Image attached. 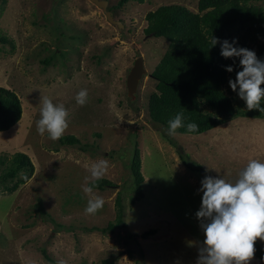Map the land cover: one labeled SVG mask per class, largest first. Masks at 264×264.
<instances>
[{"label":"rangeland","instance_id":"1","mask_svg":"<svg viewBox=\"0 0 264 264\" xmlns=\"http://www.w3.org/2000/svg\"><path fill=\"white\" fill-rule=\"evenodd\" d=\"M105 1L124 27L108 21L92 0L0 3V32L14 46L0 42V87L14 91L23 107L21 121L0 132V154H27L35 168L18 191L0 192V264H104L113 256L118 257L114 264H196L205 239L195 215L204 178L190 171L181 155H189L209 176L227 181H235L250 160L264 162V119L238 118L201 135L170 136L174 144L150 119L148 101L157 86L152 73L168 42L145 32L146 16L168 5L197 12V0H147L115 10L110 8L119 0ZM139 57L147 74L131 99L127 77ZM82 89L88 92L83 106L76 102ZM238 91L232 96L239 98ZM44 98L66 108L63 136L77 137L80 145L63 146L47 132L38 133ZM135 142L145 197L131 207ZM101 159L109 164L103 178L116 187L85 193L83 187L93 181L85 177L90 178L93 163ZM120 191L127 230L90 232L115 220ZM95 196L103 197L104 206L86 215L88 200ZM151 229L155 235L141 238ZM128 234L137 235L138 242ZM257 241L264 249V241ZM249 264L263 262L254 253Z\"/></svg>","mask_w":264,"mask_h":264},{"label":"trees","instance_id":"2","mask_svg":"<svg viewBox=\"0 0 264 264\" xmlns=\"http://www.w3.org/2000/svg\"><path fill=\"white\" fill-rule=\"evenodd\" d=\"M147 0H119L117 6L123 8L131 2L145 3ZM8 0H0L5 5ZM198 11L194 12L181 5L161 6L156 11L147 14L148 27L145 32L154 38H163L168 42V48L161 61L155 67L152 77L157 81L156 92L148 101L151 121L162 128L163 137L171 144L168 135V121L177 113H183L185 127L177 129L181 135H201L214 130L234 119H264V111L248 110L244 101L232 96L229 80L236 78L240 66V58H224L221 55V44H211V38L220 42L236 41L234 46L246 48L256 53L257 58L264 61V0H197ZM124 24V22L122 21ZM63 35V34H62ZM0 42L4 45L13 42L0 32ZM51 57L49 60H52ZM46 60L45 64H50ZM232 67L233 71H226ZM229 86V88H228ZM264 88V85H261ZM239 90V89H237ZM264 108V98L260 102ZM23 116L22 102L18 95L5 87H0V132H5L19 123ZM188 123H196L198 131L188 132ZM100 136V135H97ZM61 145H80L77 137L67 135L60 138ZM85 150L86 147H82ZM183 164L192 172L209 176L205 169L189 155H181ZM130 170L133 178L130 205L144 199L141 151L135 142ZM35 168L27 154L16 153L12 157L0 154V192L15 193L33 177ZM93 190L104 191L116 187L115 183L101 178L89 183ZM38 209L45 214L42 202ZM126 207L120 191L116 198L115 220L106 227H93L90 232L102 234L116 233L117 229L127 230ZM156 234L151 229L144 232L141 238L148 239ZM129 239L137 241L138 236L128 234ZM138 242V241H137ZM255 256L264 264V249L255 242ZM122 253H119V255ZM130 257L134 253L128 250ZM118 257L105 260L104 264H114ZM49 261H53L49 256Z\"/></svg>","mask_w":264,"mask_h":264},{"label":"clouds","instance_id":"3","mask_svg":"<svg viewBox=\"0 0 264 264\" xmlns=\"http://www.w3.org/2000/svg\"><path fill=\"white\" fill-rule=\"evenodd\" d=\"M221 44L224 58H240L239 71L235 80H229L233 92L245 102L248 110L258 109L264 98V61L257 58L254 51L234 46L236 41L220 42L211 38L212 46ZM226 71L232 72V67ZM88 92L82 89L77 93L76 102L83 106ZM68 111L61 105H54L50 99L42 100L40 119L36 128L40 135L48 133L52 140H59L68 128ZM185 127L183 113H177L168 121V135H177V129ZM196 123H188V132L198 131ZM109 167L106 159L93 163L91 176L85 180L93 181L104 177ZM91 194L93 187H83ZM202 202L196 212L200 228L204 233L203 245L199 248L196 264H249L255 253V242L264 241V162L250 160L235 181L223 177L205 176L201 181ZM104 199L95 196L88 200L84 209L86 215H94L104 206Z\"/></svg>","mask_w":264,"mask_h":264},{"label":"water","instance_id":"4","mask_svg":"<svg viewBox=\"0 0 264 264\" xmlns=\"http://www.w3.org/2000/svg\"><path fill=\"white\" fill-rule=\"evenodd\" d=\"M92 1L96 3L97 6L103 9V11L107 16L108 21L112 22L118 27H124V25L121 22L115 20L113 13L110 10H108V6H109L108 1L105 0H92ZM146 74H147V70L145 68L144 59L143 57H139L135 61L134 66L127 77V89H128L129 98L131 99L136 98V94L140 82L142 81V79Z\"/></svg>","mask_w":264,"mask_h":264},{"label":"bare ground","instance_id":"5","mask_svg":"<svg viewBox=\"0 0 264 264\" xmlns=\"http://www.w3.org/2000/svg\"><path fill=\"white\" fill-rule=\"evenodd\" d=\"M50 59V58H49Z\"/></svg>","mask_w":264,"mask_h":264}]
</instances>
